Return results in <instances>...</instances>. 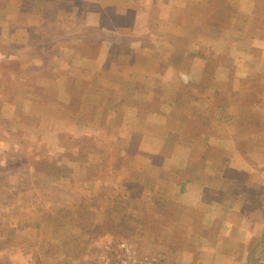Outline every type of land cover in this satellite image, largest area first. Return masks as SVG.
Returning a JSON list of instances; mask_svg holds the SVG:
<instances>
[{
  "label": "crops",
  "instance_id": "0c3cea01",
  "mask_svg": "<svg viewBox=\"0 0 264 264\" xmlns=\"http://www.w3.org/2000/svg\"><path fill=\"white\" fill-rule=\"evenodd\" d=\"M85 1L81 18L71 12L76 25L70 28L69 41L54 37L49 48L69 52L66 65L89 57L86 66L94 87L89 89V136L103 145L111 140L113 146L136 148L146 159L141 158L143 166L135 169L160 166L155 171L160 184L165 174L172 182L174 171L182 172L176 181L179 187L172 190L181 199L175 205L179 209L173 210L184 213L172 220L168 215L167 228L174 225L176 231L156 234L152 243L161 245L158 251L164 252L167 264H264V119L259 122L257 116L264 118V22L254 20L264 0H232L238 17L230 18L229 25L214 21L204 31L192 29L196 35L189 39L197 37V44L183 47L178 37L171 36L175 33L187 40L192 30L177 21L186 9L168 27V19L165 26L158 23L164 14L157 7L168 1L184 8L205 0ZM38 5L34 2L30 13L23 0H7L0 10V59L12 62L8 74L20 77L22 83L36 79L18 67H44L46 58L41 46L29 51L37 45L32 37L41 30L31 33L27 27L37 25L33 18L44 19ZM27 43L26 54L20 53ZM202 82H215L216 93H209V86L200 87L197 94L191 91ZM239 83H245L246 89L241 90ZM257 83L262 85L260 105L253 98ZM244 103L246 117L239 123ZM54 129L53 124L50 131ZM61 129L59 136L64 134ZM49 132L40 140H51ZM185 143L186 155L181 158L174 148ZM235 146L245 148L244 153L233 151ZM202 148L205 152L214 148L216 153H202ZM100 175L89 174L90 183ZM29 257L22 252L18 258ZM59 257L61 264L71 260ZM8 264H14L11 257Z\"/></svg>",
  "mask_w": 264,
  "mask_h": 264
},
{
  "label": "rangeland",
  "instance_id": "374dc122",
  "mask_svg": "<svg viewBox=\"0 0 264 264\" xmlns=\"http://www.w3.org/2000/svg\"><path fill=\"white\" fill-rule=\"evenodd\" d=\"M34 2L39 4L44 19L33 18L37 25L27 27L31 33L37 28L41 30L40 36L32 37L37 45H31L33 48L29 51L41 46L46 57L44 67L32 64L18 69L32 74L36 81L20 82V77L8 74L13 68L12 62L0 59V264H8L10 257L14 264H61L59 256L70 257L69 264H99L101 255L109 256L111 264H117L124 254V246L137 259L155 258L157 264H167L164 252L158 251L161 245L152 241L156 234H164L167 229L170 233L176 231L174 225L167 228L168 215L172 220L184 213L173 210L179 209L175 205L181 199L179 192L173 194L175 190H172L179 187L176 181L181 180L182 172L175 170L172 182L165 174L160 184L161 180L155 177L160 166L153 164L151 168L139 169L143 166L141 158H146L138 154L136 148L113 146L111 140L103 145L97 137L89 136V89L94 88L89 83V65L86 66L89 57L72 60L66 65V59L71 57L69 52L56 53L49 48V41L54 37L69 41L70 28L75 24L71 12L81 18L86 11V1L23 0L30 13H33ZM205 2L184 4V8L168 1L160 3L157 11L164 15L158 23L165 26L168 19L166 26L172 27L177 19L174 17L186 9L178 23L186 25L187 30L204 31L214 21L229 25L231 19L239 15L232 0ZM4 3L7 0H0V10ZM260 7L254 20L263 23L264 7L262 4ZM77 23L83 25V19H78ZM193 30L187 33L186 41L175 33L171 38L178 37L180 47L197 44V37L189 39L196 35ZM207 38L211 39V35ZM28 45L19 52L26 54ZM62 62L66 66H58ZM206 84L195 83L197 88L191 91L197 94L200 87L209 86V93H216L215 82ZM254 85V103L260 105L263 100L258 96H261L262 85ZM238 86L246 89L245 83ZM246 112L244 103L239 123L244 121ZM223 116H226L223 119L231 118ZM257 116L259 122L264 119L261 114ZM53 124L56 129L50 131ZM60 129H64L63 136L57 135ZM47 132L51 140H40V135ZM184 145L186 143L174 148L181 158L186 155ZM208 148L206 152L202 148L201 152L216 153L214 148ZM221 149L222 153H229L228 148ZM234 149L238 153L245 151L243 147L235 146ZM91 152L93 158L89 159ZM156 163L159 165V159ZM96 172L100 177L90 183L89 174ZM6 223L14 224L7 226ZM22 252L28 253L29 259L18 258Z\"/></svg>",
  "mask_w": 264,
  "mask_h": 264
},
{
  "label": "built area",
  "instance_id": "2783aa9c",
  "mask_svg": "<svg viewBox=\"0 0 264 264\" xmlns=\"http://www.w3.org/2000/svg\"><path fill=\"white\" fill-rule=\"evenodd\" d=\"M124 254L119 258L117 264H157L155 258H135L126 246H124ZM99 264H111V258L107 255H101Z\"/></svg>",
  "mask_w": 264,
  "mask_h": 264
}]
</instances>
